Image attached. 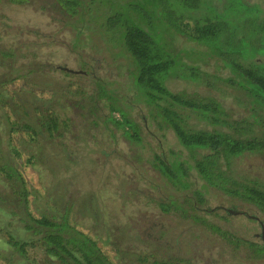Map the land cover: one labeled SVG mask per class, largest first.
<instances>
[{
    "label": "trees",
    "instance_id": "obj_1",
    "mask_svg": "<svg viewBox=\"0 0 264 264\" xmlns=\"http://www.w3.org/2000/svg\"><path fill=\"white\" fill-rule=\"evenodd\" d=\"M262 3L50 0V21L69 34L60 47L75 56L77 70L41 60L46 44H58L40 29H29L34 36L29 52L20 54L15 43L0 48L5 71L0 74V109L6 121V140H0V264H192L156 242V250L151 243L138 250V243L131 253L125 247L127 227L121 224L119 229L106 228L113 260L102 242L73 221L78 212L90 213L94 220L101 217L100 210L84 205L79 210L81 204L70 191L59 206L51 194L43 197L44 209L30 208L36 190L28 185L23 167L45 165L41 172L50 169L61 178L70 161L78 162L71 144L101 145L106 135L116 134L134 147L136 162H146L152 166L148 173L157 172L164 180L159 185L150 180L153 193L145 196L155 204L157 216L191 219L218 236L236 263L264 264V181L241 167L247 157L264 163ZM181 39L185 45H178ZM20 57L29 62H20ZM104 62L113 72L98 74ZM43 71L58 73L59 79L40 82L37 76ZM170 82L179 87L171 88ZM121 85L131 98L121 92ZM141 104L146 113L132 117V108ZM143 126L154 128L151 137L160 140L150 161L140 152L146 140ZM167 134L178 150H166L160 138ZM47 145L51 152L64 147L58 169L48 165L51 156L43 151ZM148 179L145 171L140 181ZM213 194L254 208L261 216L240 210L234 215L258 222L260 238L247 239L208 218L223 208L209 206ZM224 210L218 217L228 220L231 210ZM134 236L141 242L138 233Z\"/></svg>",
    "mask_w": 264,
    "mask_h": 264
},
{
    "label": "rangeland",
    "instance_id": "obj_2",
    "mask_svg": "<svg viewBox=\"0 0 264 264\" xmlns=\"http://www.w3.org/2000/svg\"><path fill=\"white\" fill-rule=\"evenodd\" d=\"M49 2L50 0H26L22 4H15L6 0L1 1L0 14L5 18H0V39L3 38L0 40V48H6L15 43L20 50V54L29 52L31 42L34 39L33 34L29 33V29H40L46 37H53L58 44V47L56 42L50 46L46 44L40 50L41 60L49 59L48 62L54 63L55 66L65 64L67 68L77 70L79 63L75 60V56L68 55L67 51L60 47V42L69 39V34L60 32L59 26L50 21V16L54 12L50 10ZM262 6L264 8V3H262ZM178 45H185V43L181 39L178 40ZM18 60L22 63L29 62V59H25V57H20ZM104 66L101 67L98 74L104 75L107 71L113 72L105 62ZM4 72V69L0 68V74ZM37 77L40 82L43 78L46 80L53 77L59 79L58 73H52L51 71H43ZM169 86L171 88L179 87L172 85L171 82ZM120 87L121 92L127 94V98L132 97L127 92L125 85ZM144 113H146V108L142 104L137 105L130 111L131 116L137 119H139V114ZM5 122V116L0 109V140L4 138V141L6 140L3 132V124ZM151 131L155 132L154 128ZM151 131L149 129L145 130L143 126L142 133L146 140L144 147L140 149L141 154L148 158L149 161L152 160V151L158 150L157 146L160 141L151 137ZM148 133L150 134L148 135ZM105 138L104 144L101 145L84 144L81 141L71 144V150L75 151L74 157L78 162H74V164L70 161L68 164L70 168L67 169L71 171L67 172L64 167L65 171L63 170L64 174L61 178H56L50 169L41 172L45 165L42 167L43 169L31 166L23 167L24 177L28 185H30L32 190H36L35 197H33V199L35 198V203L31 197L30 208L44 209L46 204L43 201V197L51 194L59 200L55 202V205L59 206L63 203V194L68 198V192H72L75 194L74 199H77L75 203L81 204L79 210H84L87 207L100 210L101 217L95 215L96 219L94 220L92 219V214L78 212L73 216V221L79 229L84 230L85 233L96 238L100 243L102 242L103 248L113 260H115L114 254L109 251L108 247L111 238L106 228L119 229L121 224V226L127 227V231L124 232V235L128 236L125 237V243L127 244L125 247L127 250H131V253L134 251V248H131L133 247L132 245L138 243L136 247L138 250L148 248L150 243V248L156 250V242L160 245L162 244L172 256L188 258L192 264L242 263H236V259L224 251L226 247L224 242L203 225L195 223L191 219L175 215L157 216L159 215L158 209L154 203H149L145 196L153 193L152 187L149 186L150 180H153L152 182L156 181V185L164 183V180L160 179L159 174L152 171L153 169H151L150 175L146 170L150 165L146 164V162H136L135 155L132 153L134 152V147L129 148L127 142L119 134H116L115 138H109L107 135ZM160 139L166 150L168 146L179 149L172 135L167 134L164 139L162 137ZM27 144L28 146H35L34 143ZM43 151L51 156L48 157V165L54 168L57 167V161L59 163L65 159L64 147L62 148L61 145L54 148L52 152L47 145L43 148ZM55 152L58 153L57 156H55ZM52 155L58 158L52 160ZM17 160L18 162H23L25 158H17ZM241 167L245 172L257 175L264 181V163L260 165L259 160L255 157L243 159ZM145 171L149 179L141 182L140 177ZM131 192L139 193L134 194V196ZM72 200L73 198L69 200L71 204L74 203ZM209 204L211 207L220 206L231 210L230 216L232 217H229L228 220L218 217L225 214L223 208L218 210L219 212L217 213L219 214L217 216L208 217L214 220L215 223L247 239L260 238L261 228L258 222L249 219L245 215H234L240 210L249 215L261 216L254 208L233 203L218 194H213L209 197ZM234 204L237 206L234 207L235 209L231 207ZM82 205L85 206L84 209ZM100 219L104 222H101ZM137 233L142 243L134 240V235Z\"/></svg>",
    "mask_w": 264,
    "mask_h": 264
},
{
    "label": "water",
    "instance_id": "obj_3",
    "mask_svg": "<svg viewBox=\"0 0 264 264\" xmlns=\"http://www.w3.org/2000/svg\"><path fill=\"white\" fill-rule=\"evenodd\" d=\"M66 70H69V69H66ZM69 71H71V72H72V70H69Z\"/></svg>",
    "mask_w": 264,
    "mask_h": 264
}]
</instances>
